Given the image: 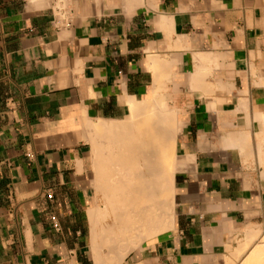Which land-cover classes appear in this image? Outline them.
Masks as SVG:
<instances>
[{
	"label": "crops",
	"instance_id": "obj_1",
	"mask_svg": "<svg viewBox=\"0 0 264 264\" xmlns=\"http://www.w3.org/2000/svg\"><path fill=\"white\" fill-rule=\"evenodd\" d=\"M135 104L173 116V226L122 264H264V0H0V264H96Z\"/></svg>",
	"mask_w": 264,
	"mask_h": 264
},
{
	"label": "bare ground",
	"instance_id": "obj_2",
	"mask_svg": "<svg viewBox=\"0 0 264 264\" xmlns=\"http://www.w3.org/2000/svg\"><path fill=\"white\" fill-rule=\"evenodd\" d=\"M98 132L94 184L104 208L90 212L91 251L96 264H122L173 226L175 126L171 113L135 104Z\"/></svg>",
	"mask_w": 264,
	"mask_h": 264
},
{
	"label": "rangeland",
	"instance_id": "obj_3",
	"mask_svg": "<svg viewBox=\"0 0 264 264\" xmlns=\"http://www.w3.org/2000/svg\"><path fill=\"white\" fill-rule=\"evenodd\" d=\"M98 124H99V123H98ZM98 124H95V125L93 126V128L96 127ZM101 140H103L102 137H101V135H97V141H98V142H102ZM100 193H101V192L98 191V201H99L100 204L103 205L104 201H102V200H103V197H101V196H102V195H101L102 193H101V194H100ZM101 198H102V200H101ZM107 220H108V219H107ZM108 221H109V220H108Z\"/></svg>",
	"mask_w": 264,
	"mask_h": 264
},
{
	"label": "built area",
	"instance_id": "obj_4",
	"mask_svg": "<svg viewBox=\"0 0 264 264\" xmlns=\"http://www.w3.org/2000/svg\"><path fill=\"white\" fill-rule=\"evenodd\" d=\"M58 22L60 23V21H58ZM52 220L55 221V217H52ZM55 227H56V229H58V226L57 225H55Z\"/></svg>",
	"mask_w": 264,
	"mask_h": 264
}]
</instances>
